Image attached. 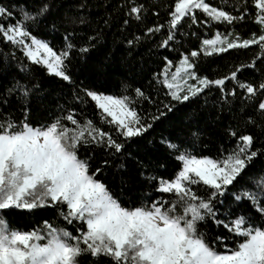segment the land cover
Wrapping results in <instances>:
<instances>
[{
	"label": "snow or ice",
	"instance_id": "snow-or-ice-1",
	"mask_svg": "<svg viewBox=\"0 0 264 264\" xmlns=\"http://www.w3.org/2000/svg\"><path fill=\"white\" fill-rule=\"evenodd\" d=\"M251 6L254 16L250 15L248 0H241L239 15L213 6L207 0H177L170 13L169 34L161 46H169L186 20L193 25L212 22L233 25L247 17L260 26L261 34L253 33L251 38L241 39L231 32H216L215 38L203 39L201 51L205 56H212L257 45L260 55L256 60H260L264 57V0H252ZM197 10L206 19H198ZM47 12V4L36 16L25 11L13 24L10 21L16 13L0 5V21L8 20L0 23V39L18 47L31 64L42 65L49 74L72 82L66 61L73 44L67 43L66 49L57 53L29 30V24L36 23L37 17ZM141 12L142 6L135 5L129 15L140 20ZM161 28L163 25L150 28L148 33L159 32ZM80 51L87 53L89 48ZM198 55L197 51H192L190 56H182L175 71H170L173 62L167 61L160 83L167 89L171 101L188 102L214 86L227 96L235 97V88L226 89V81H235L236 88L243 90L242 102L264 116V80L253 85L242 82L237 76L243 69H254L255 60L240 65L229 76L210 80L197 75L193 58ZM24 70L27 71V67ZM39 91V85L26 86L19 82L8 89L9 94L19 96L26 113L30 111L31 99ZM136 94L144 98L140 89H136ZM85 95L101 110L104 122L115 126L117 136L126 140L140 137L152 127L143 122L127 96L117 98L91 90H86ZM5 103L6 100L0 101V109ZM164 107L172 112L175 104ZM248 122L255 124L251 118ZM230 135L237 137L236 146L223 160L198 158L189 152L177 156L182 162L181 170L171 180L158 181L157 191L171 194L170 198L162 195L150 206L126 208L96 178L111 162L101 161V167L92 172L91 157L81 159L78 155L82 147L89 145L110 149L113 156L122 155L124 143L117 142L112 134L91 120L81 122L72 111L40 127H33L27 115L17 123L10 115L3 116L0 112V264H80L82 256L90 257L93 264H100L104 259L109 264H264V183L255 185L258 191L233 194L237 202L250 201L262 223H255L254 218L246 214L229 219L219 216L217 204L222 203L219 197L242 178V173L259 155H264L261 150H253V135H238L234 130ZM193 136L198 138L199 133L194 132ZM168 147L179 151L175 144L169 143ZM113 166L123 169L125 165ZM201 184L209 192L207 198L200 197L194 189ZM44 208L56 209L76 234L48 220L39 228L25 231L13 228L6 218L11 210L32 212ZM227 216L232 217V213L229 211ZM208 221L217 228L222 226L229 235L217 234L209 243L207 231L201 230ZM232 239L236 240L235 247L225 243ZM217 245L223 251H218Z\"/></svg>",
	"mask_w": 264,
	"mask_h": 264
},
{
	"label": "trees",
	"instance_id": "trees-1",
	"mask_svg": "<svg viewBox=\"0 0 264 264\" xmlns=\"http://www.w3.org/2000/svg\"><path fill=\"white\" fill-rule=\"evenodd\" d=\"M177 0H0V5L16 13L11 23L22 18L25 11L33 16L48 5V12L37 17L36 23L29 24V30L37 38L49 43L54 51L60 53L66 49L67 43H72L69 58L66 61L67 71L71 81H64L49 74L42 65H33L26 59L22 51L0 39V101L7 103L0 109L3 116H9L17 123L25 120L33 127L48 125L57 117L72 111L81 122L91 120L103 131L108 132L125 144L122 155L113 156L111 150L97 145L82 147L78 153L81 159L91 157V169L94 172L101 167V161L111 163L104 167L97 179L101 180L112 192L114 198L126 208L151 205L161 196L170 198L171 194H161L157 191L160 179L171 180L182 168V162L177 156L184 152L203 158L208 157L223 160L236 146L237 137H232L230 131L239 134H251L255 137L253 150L264 152V116L243 101V90L236 88L235 81H226V89H236L235 97L227 96L215 86L206 89L199 97L181 104L171 101L167 89L160 81L161 73L172 61V69L179 65L182 56L192 51L198 52L193 58L197 65V75L210 80L229 76L240 65L256 61L254 69H243L237 73L242 82L258 85L264 80V57L260 55L257 45L249 49H234L227 53L205 56L201 51L203 39L215 38L216 32H229L239 35L241 39L251 38L253 33L261 34L260 26L252 19L235 22L233 25L191 24L183 22L176 31L175 39L169 42L167 48L161 46L169 34L170 13L174 11ZM211 5L231 11L239 15L241 0H207ZM248 0L250 15H255ZM142 6L141 19L136 20L129 15L131 7ZM198 19L206 17L197 10ZM128 21V23H125ZM5 18L0 23H7ZM163 25L159 32L148 33V29ZM195 33V35L193 34ZM68 37V40H65ZM230 39L232 37H229ZM129 41H132L130 44ZM89 48L82 53L81 48ZM27 67V71H25ZM24 85H39L40 91L31 99L30 111L25 112L20 98L9 94L8 89L15 83ZM136 89H140L144 98L138 97ZM86 90L99 94L112 95L117 98L127 96L131 106L136 109L145 124H152L140 137L126 140L117 136L114 125L104 122L101 110L95 102L85 95ZM175 104L172 112H167L166 104ZM161 112L167 115L154 120ZM249 118L255 124L249 123ZM108 120L111 118L108 117ZM198 132V138L193 136ZM175 144L179 151L172 150L168 144ZM123 163V169L113 165ZM155 177V180L149 179ZM257 183H264V155H259L242 173V178L224 196L219 197L222 203L217 204L221 219L235 218L239 215H249L255 223H262L259 214L251 206L250 201L237 202L233 194L242 191H258ZM200 197L209 195L205 186H194ZM232 217H228V212ZM7 220L13 228L32 230L43 225L45 220L58 227H67L75 233L72 226L66 225L56 209L44 208L32 212L26 210H11L7 212ZM209 243L217 234L228 236L222 226L217 228L208 221L206 228ZM230 247H235L236 240L225 241ZM218 251L223 248L217 245ZM80 264H93L88 256L79 258ZM100 264H109L107 259Z\"/></svg>",
	"mask_w": 264,
	"mask_h": 264
},
{
	"label": "rangeland",
	"instance_id": "rangeland-1",
	"mask_svg": "<svg viewBox=\"0 0 264 264\" xmlns=\"http://www.w3.org/2000/svg\"><path fill=\"white\" fill-rule=\"evenodd\" d=\"M29 43H30V41H28ZM176 68V67H175ZM175 68L174 69H172V70H170V71H175Z\"/></svg>",
	"mask_w": 264,
	"mask_h": 264
}]
</instances>
